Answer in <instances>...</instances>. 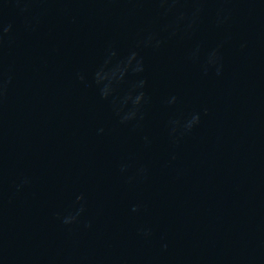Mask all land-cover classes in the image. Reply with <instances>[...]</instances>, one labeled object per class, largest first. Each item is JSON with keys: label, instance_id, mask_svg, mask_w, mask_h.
<instances>
[{"label": "clouds", "instance_id": "1", "mask_svg": "<svg viewBox=\"0 0 264 264\" xmlns=\"http://www.w3.org/2000/svg\"><path fill=\"white\" fill-rule=\"evenodd\" d=\"M4 31H8V29H5ZM196 120L198 121V117L196 118ZM68 221L65 220V223H67Z\"/></svg>", "mask_w": 264, "mask_h": 264}]
</instances>
